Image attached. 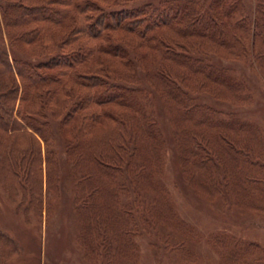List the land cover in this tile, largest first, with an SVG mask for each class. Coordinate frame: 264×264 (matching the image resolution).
Listing matches in <instances>:
<instances>
[{
    "label": "rangeland",
    "instance_id": "obj_1",
    "mask_svg": "<svg viewBox=\"0 0 264 264\" xmlns=\"http://www.w3.org/2000/svg\"><path fill=\"white\" fill-rule=\"evenodd\" d=\"M101 4V12L115 13L106 15L110 23L124 14L143 18L139 28L171 21L161 29L167 46L186 44L201 65L188 81L162 86L147 76L158 66L140 62L135 36L110 39L129 53L126 71L144 116L133 124L128 118L138 108L96 104L116 96L124 83L118 78L95 88L63 78L55 98L21 80L19 117L39 133L46 206L38 215L25 211L0 186V231L19 247L4 264H264V0ZM4 5V34L27 37L43 27L45 35H67V23L58 32L42 22L6 27L14 16L3 15ZM5 44L10 60L30 73L52 54L61 63L77 60L71 54L84 46H65L63 58L62 48L41 55L43 45L11 46L6 37ZM194 150L197 160L187 162Z\"/></svg>",
    "mask_w": 264,
    "mask_h": 264
},
{
    "label": "trees",
    "instance_id": "obj_2",
    "mask_svg": "<svg viewBox=\"0 0 264 264\" xmlns=\"http://www.w3.org/2000/svg\"><path fill=\"white\" fill-rule=\"evenodd\" d=\"M3 1L5 4L2 9L3 15L5 17L9 14L14 16L13 21L6 22V27L15 28L32 22H42L46 23L55 32L60 31L59 29L64 23H67L68 29L66 36V31L57 36H50L49 33L45 35L44 28L40 27L37 31L35 30L34 33L36 34L29 32L31 35L26 37L25 32L23 34H4L3 22L1 23L0 20V186L9 194L10 198L20 199V207L27 204L25 211L32 209L38 215L42 213L44 205L46 206L44 202L46 198L43 195L42 153L40 142L34 134L38 131L31 127L34 133H30L20 122L21 118L19 116L22 113L21 107L24 101L21 96V80L27 79L29 87L26 89L32 88V91L40 87L47 88V95L55 91L53 93V98H55V95L59 94L56 87L57 89L62 87L61 80L63 78L70 79L69 83L73 82L74 84L75 82L77 85L81 83L82 86H87L89 82L91 88L99 86L104 80L108 82L110 77L118 78L124 83L118 86L115 92L116 96L99 100L96 104L99 106L119 105L125 108H138L134 115L128 118L130 119L128 123L132 122L133 124L136 120L144 118V116L138 114L142 113L139 111V103L135 96L136 90L131 84L134 82V78L126 71V68H129V62L125 57L129 53L119 47L110 46V39L115 38L121 32L125 34L124 37L131 34L133 37L135 36L138 39L137 48L139 49L140 62H144L147 67L158 66L152 74L148 72L147 76L160 82L162 86L172 84L174 88L179 81L182 83L188 81L192 74H197L198 66L201 64H198L196 59L191 57L193 54L192 48L187 50L186 44L175 41V48L167 46L168 35L161 31V29H165L172 23L167 19L161 20L159 24L153 27L139 28L140 24L145 21L140 16H137V19L134 20L131 19L134 16L124 14L117 21L107 22L106 15L110 17L115 13L111 9L107 13L101 12L99 7L105 4L103 1L104 4H101V0H86L83 4L79 1L74 2V0ZM97 11H100L98 16L94 15ZM190 11L192 12V10ZM144 13V11L140 12L141 15ZM214 36L213 34L209 38L212 39ZM5 37L11 46L23 44L41 48V45H43L41 55L51 53L56 48H62L63 56L67 53L65 52V46L78 41L82 42L85 47L81 45L79 50H75L76 54H71L80 57L77 60L71 59V61L61 63V61L56 60V55L52 54L49 61L41 63L30 73L25 68L28 66L22 63L21 60L15 58L12 61L10 60V56L5 49ZM176 37L177 34L172 40ZM181 39L189 42L190 37L185 32L182 33ZM212 42L216 43L215 40ZM223 44L224 46L227 45V43L221 42V45ZM154 54L158 55L155 58L158 62L157 60L154 62ZM63 58H67V56H63ZM166 62L168 63L165 64ZM41 69H43V73L39 72ZM79 80L88 82L85 83ZM172 90L170 89L168 94H171ZM89 96L88 99L85 97V101L94 98L93 93ZM83 108L80 105L77 110ZM188 109H191V107L188 106ZM77 110H73L69 117L74 116L78 112ZM111 119L114 120V116ZM83 120H85L84 117ZM122 145L123 143L117 147L122 149ZM197 155L198 153L194 150L191 154L193 159L187 157L186 161L191 162L192 160L194 163L197 160ZM104 158L108 164L115 165V158ZM18 252L19 247L16 241L5 232L0 231V264L8 262Z\"/></svg>",
    "mask_w": 264,
    "mask_h": 264
}]
</instances>
